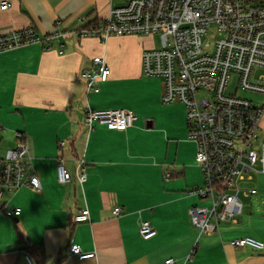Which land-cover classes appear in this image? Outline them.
I'll use <instances>...</instances> for the list:
<instances>
[{
	"label": "crops",
	"instance_id": "0c3cea01",
	"mask_svg": "<svg viewBox=\"0 0 264 264\" xmlns=\"http://www.w3.org/2000/svg\"><path fill=\"white\" fill-rule=\"evenodd\" d=\"M10 7L3 11L1 4ZM116 0H0V33L35 27L40 35L58 29L77 31L100 23ZM83 20V24L80 21ZM150 37L79 38L35 44L0 54V159L18 147L25 135L42 191L29 188L7 193L0 206V264H31L24 241L43 245L47 264H264V252L230 245L235 238L264 242V221L243 215L236 227L204 234L189 210L209 201L190 192L204 180L196 163L197 146L190 141L187 110L165 105L164 81L148 77L143 53ZM62 51V54H60ZM103 57L109 80L99 93H87L81 74ZM124 109L137 121L127 131L95 123L90 131L85 112ZM73 179L60 184L59 161ZM86 162L81 185L77 161ZM264 175V174H260ZM264 192V179L258 188ZM258 193L256 195H258ZM90 222L75 225L83 208ZM122 214L115 216V208ZM21 209L19 218L5 210ZM150 222L156 237L144 240L139 228ZM78 245L84 255L70 252Z\"/></svg>",
	"mask_w": 264,
	"mask_h": 264
},
{
	"label": "built area",
	"instance_id": "2783aa9c",
	"mask_svg": "<svg viewBox=\"0 0 264 264\" xmlns=\"http://www.w3.org/2000/svg\"><path fill=\"white\" fill-rule=\"evenodd\" d=\"M116 1L102 22L73 33L57 28L40 35L35 27L0 33V54L35 44L51 48L72 34L102 42L112 36L159 35L161 47L143 53L144 71L148 77L163 79V104L185 106L189 139L197 146L196 163L204 180L203 186L190 194L210 202L207 207L190 208L192 224L204 234L217 233L223 226H238L244 212L242 195L258 193L246 187L247 183L254 175L264 174V142L260 139L264 105H255L246 96L264 97V0ZM9 7L8 2L1 4L3 11ZM109 77L110 68L103 57L94 58L92 66L81 74L88 94L99 93L100 84ZM233 85L234 91H230ZM137 119L129 110L88 109L84 125L90 131L95 123L127 131ZM16 136L18 147L0 159V206L7 193L22 188L42 191L26 137L22 133ZM77 176L81 185L86 183L84 160L77 161ZM57 178L60 184L73 179L62 160ZM21 214V209H10L6 215L17 219ZM113 214L120 216L122 209L115 208ZM73 222L89 223V209L83 208ZM139 233L144 240L157 235L150 222H142ZM229 243L234 248L264 252V242L250 236ZM70 252L81 260L94 257L84 255L78 245ZM163 264H176V260Z\"/></svg>",
	"mask_w": 264,
	"mask_h": 264
},
{
	"label": "rangeland",
	"instance_id": "374dc122",
	"mask_svg": "<svg viewBox=\"0 0 264 264\" xmlns=\"http://www.w3.org/2000/svg\"><path fill=\"white\" fill-rule=\"evenodd\" d=\"M149 43L147 46L151 48H160L161 47V38L159 35L152 36L149 38ZM230 91H234V85L229 88ZM249 99L254 101L255 105H264V97L260 95H255L252 93L246 94ZM260 139L264 142V119L261 124ZM253 181L247 183L246 187H256L258 188L261 185L264 175H254ZM242 200L244 204V216H253L259 217L264 221V192L259 191L258 195H252L250 197H245L242 195ZM236 227V226H228Z\"/></svg>",
	"mask_w": 264,
	"mask_h": 264
},
{
	"label": "trees",
	"instance_id": "16d2710c",
	"mask_svg": "<svg viewBox=\"0 0 264 264\" xmlns=\"http://www.w3.org/2000/svg\"><path fill=\"white\" fill-rule=\"evenodd\" d=\"M5 213L7 214V210H5ZM22 243L24 245L23 251L28 255L33 264H47L48 256L43 245H31L24 241L23 238Z\"/></svg>",
	"mask_w": 264,
	"mask_h": 264
}]
</instances>
